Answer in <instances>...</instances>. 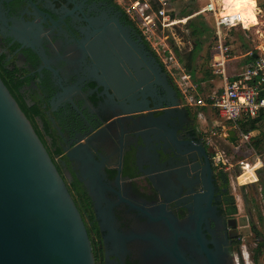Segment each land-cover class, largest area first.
Here are the masks:
<instances>
[{
  "label": "flooded vegetation",
  "instance_id": "1",
  "mask_svg": "<svg viewBox=\"0 0 264 264\" xmlns=\"http://www.w3.org/2000/svg\"><path fill=\"white\" fill-rule=\"evenodd\" d=\"M114 18L144 38L113 0H0V70L70 193L82 190L95 264H182L177 250L209 264L203 248L227 238V263L244 264L231 181L196 109L144 42L94 44L97 21Z\"/></svg>",
  "mask_w": 264,
  "mask_h": 264
},
{
  "label": "water",
  "instance_id": "2",
  "mask_svg": "<svg viewBox=\"0 0 264 264\" xmlns=\"http://www.w3.org/2000/svg\"><path fill=\"white\" fill-rule=\"evenodd\" d=\"M97 24L103 29L94 44H144L118 18ZM225 139L237 145L239 137L232 129ZM225 224L235 233L230 238L236 239L237 220ZM228 240L214 251L203 248L209 264L232 259ZM177 251L182 264H191ZM239 255L247 264L242 252ZM249 262L264 264V250L257 262ZM0 264H95L86 226L63 177L1 77Z\"/></svg>",
  "mask_w": 264,
  "mask_h": 264
},
{
  "label": "rangeland",
  "instance_id": "3",
  "mask_svg": "<svg viewBox=\"0 0 264 264\" xmlns=\"http://www.w3.org/2000/svg\"><path fill=\"white\" fill-rule=\"evenodd\" d=\"M131 1V0H130ZM126 0V2H130ZM114 2H119L114 0ZM227 2L230 3L227 6ZM227 0L225 9L230 13H247L250 12L245 19L252 24L248 31L237 30L229 34L228 42L233 47L232 56L246 54L247 52L263 50L264 48V0ZM207 3V0L195 1H176L173 5L175 16L173 19L176 25L167 30H155V37L151 39L150 44H167L173 52L175 59L180 62L181 70L174 72L172 69H167L168 72L174 73V77L180 85L183 83L182 75L185 74V65L189 59L190 53L195 52L192 67L195 70L194 81L191 78V90L196 97H203L207 93L215 92L223 85L219 77L206 79V72H212L211 65L214 62L215 51L213 50L216 44L213 36L215 32V25L213 19L205 15L194 16L190 19L191 22H204L210 28L208 34L204 36H193L191 30L188 28L189 18L182 19V13L185 11H201L202 6ZM258 8L261 11L260 18L258 17ZM198 12V13H199ZM197 43H201V47H197ZM158 48V47H157ZM160 48V47H159ZM196 48V49H195ZM173 77V78H174ZM198 85L200 87H198ZM198 111L195 110V113ZM204 118L198 120L199 129L206 132L205 139L212 146L217 153V158L222 164V168L228 174L231 181V194L237 207V222L238 231L242 238V254L245 259H250L255 250L256 237L253 233L252 227H256L262 234H264V126L256 135L252 146L242 145L244 148L238 150L232 147L222 137L225 132L224 128H228L230 123L225 119L218 117L210 109H206ZM261 127V126H260ZM261 145V146H260ZM260 146V149H257ZM257 165L256 168L261 167L257 171V176L253 170L249 169L246 174L241 175L244 164ZM241 175V176H240ZM239 177V181H238ZM258 180V181H257ZM257 181V182H256ZM255 182V183H253ZM251 253V254H249ZM251 255L250 258L245 255Z\"/></svg>",
  "mask_w": 264,
  "mask_h": 264
},
{
  "label": "built area",
  "instance_id": "4",
  "mask_svg": "<svg viewBox=\"0 0 264 264\" xmlns=\"http://www.w3.org/2000/svg\"><path fill=\"white\" fill-rule=\"evenodd\" d=\"M117 1L119 2L116 3L125 11L129 18L136 22L147 42H150L156 36V29L167 30L177 23L170 13L172 0ZM226 1L208 0L198 13V15L208 14L214 21L217 41L214 47L215 57L211 69L213 75L221 78L222 87L215 92L205 94L203 97H196V95L192 94L193 91L190 88L192 87L191 76L186 72L181 77L183 83L179 87L184 94L185 106L193 107L194 109L210 108L217 111L221 118L234 126L239 137L235 147L241 150L244 148L242 145L251 147L255 136L253 132L243 131L239 124L256 119L264 113V48L260 52H248L247 56H256L254 62L249 64L234 78L228 75V64L233 59L232 45L227 43L229 32L235 29L248 31L250 28H246L242 13L229 14L225 11ZM257 11L260 18L261 11L258 8V4ZM149 45L168 70L172 69L174 72L181 70L180 62L175 59L167 44ZM170 74L174 77V73L170 72ZM198 118L202 119L203 113H199ZM216 161L218 164L221 163L219 158H216ZM256 166H252L249 163L244 164L241 175L246 174L251 169L257 176V171L261 167L256 168ZM247 264H250V262L247 261Z\"/></svg>",
  "mask_w": 264,
  "mask_h": 264
},
{
  "label": "trees",
  "instance_id": "5",
  "mask_svg": "<svg viewBox=\"0 0 264 264\" xmlns=\"http://www.w3.org/2000/svg\"><path fill=\"white\" fill-rule=\"evenodd\" d=\"M114 4L117 7V9L120 10V12L123 14L122 20L125 21L128 25H130L138 34L142 35V32L140 31V29L137 26L136 22L133 21L132 19H130L129 16L125 13V11L118 4H116L115 2H114ZM262 8L264 9V5L262 6ZM196 12L197 11H195V10H191V11H185L184 10V12L182 13L181 17H182V19H187L189 17H192ZM173 18H174V15H173ZM245 26H246V28H249V27H252V24L248 20L245 19ZM188 28L191 30V33H192L193 36H199V35L204 36V35L208 34L209 31H210V28L208 27V25H206V23H204V22L195 23V22H191L190 19H189ZM210 36H213L214 40L217 41L216 32L212 33ZM144 43L146 44V46L149 49V51H151L155 56H157L156 53L153 51L152 47L149 45L150 43L147 42L145 39H144ZM196 45L199 48L201 47V43H197ZM195 53H196V51L190 53L189 59L187 61V64L185 65L186 73L191 76L193 81H194V78H195V70L192 67V62L194 61ZM250 59L254 60L253 57H250ZM206 76L207 77L204 80L199 81V83L205 81L206 79H213L215 77L212 74V72L211 73L210 72H206ZM0 77H1L2 81L4 82L5 86L10 91L11 95L17 101V103L20 106L21 110L25 113V115L27 116V118L29 119V121L32 123V125L34 127V122L32 121L31 116H29V113H28V110L26 109V107L23 106L22 99H21V97L18 94L17 86L13 85L12 81L6 79V77H5L4 73L2 72V70H0ZM198 87H200V86L198 85ZM196 110L198 111L196 113V116H198V114L202 111V109H196ZM216 115L219 116L218 113H216ZM261 120H263V119L261 117H258L256 119L248 120L247 122L245 121L244 123L241 122L240 123V127L245 132H252V131L257 129V126L261 122ZM34 129H35L36 133L40 136V139H41L42 137H41L40 133L37 131V128L34 127ZM57 168H58V170L60 169L59 165H58ZM263 171H264V169H263ZM74 186H76V190H77L76 195L71 194V193L70 194H71V196H72V198H73V200H74V202H75V204L77 206V204H78V195L82 194V190H81V188L78 187L77 181H76V183H74ZM263 194H264V186H263ZM236 211H237V209H236ZM235 213H237V212H235ZM253 233L255 234V237L257 239V242H258L257 246L258 247L255 248L254 253L252 255L253 256L252 259H253L254 262H257L259 257H260V255L262 254V252L264 250V234H262V232H260L255 226L253 227ZM238 245L239 246L242 245L241 241L238 242Z\"/></svg>",
  "mask_w": 264,
  "mask_h": 264
},
{
  "label": "crops",
  "instance_id": "6",
  "mask_svg": "<svg viewBox=\"0 0 264 264\" xmlns=\"http://www.w3.org/2000/svg\"><path fill=\"white\" fill-rule=\"evenodd\" d=\"M176 1H179V0H172L171 1V5H170V13L172 14V18H173V15H174V17L175 16H177V14L175 15L174 14V9H173V5H174V3L176 2ZM182 1V0H181ZM188 1H190V0H188ZM192 1H195V0H192ZM208 1V0H207ZM256 5V2H255V4H254V6ZM204 6H202V8H203ZM199 12V11H198ZM198 12H196L192 17H189V19H192V18H194V16H199L198 15ZM250 12H247L246 13V16L249 14ZM246 16H245V18H246ZM246 20H248V19H246ZM237 30H240V29H235V30H233V32L234 31H237ZM232 32V31H231ZM231 32H229V34L231 33ZM227 43L228 44H230L229 42H228V39H227ZM233 48V47H232ZM214 50V49H213ZM248 53V52H247ZM247 53L246 54H243L242 56L240 55V54H238V55H236V56H234L233 57V59L230 61V63L228 64V75L231 77V78H234L238 73H240V72H242L249 64H251V63H253L254 62V60H255V56H253V58H254V60H251L250 59V56H247ZM214 57H215V55H214ZM215 76V75H214ZM216 77H218V76H216ZM215 77V78H216ZM219 79H220V77H219ZM221 80V79H220ZM213 81H216V80H214V78L211 80V82L210 83H213ZM207 108H202V111L200 112V113H203V118H204V110H206ZM208 109H210V108H208ZM211 111H213L215 114L216 113H218L217 111H214V110H212V109H210ZM219 115V114H218ZM198 117V116H197ZM218 117H220V115L218 116ZM263 120H261V122L258 124V126H257V129L256 130H254V131H252L253 133H254V136L256 137V135H258L259 134V131L263 128V126H264V113H262L261 114V116H260ZM247 122V121H246ZM242 123H244V122H242ZM239 126H240V124H239ZM261 126V127H260ZM241 128V127H240ZM225 130V132L223 133V135H222V137H225L226 138V135H227V132L229 131V130H235V128H234V126L232 125V124H230L229 125V127L228 128H224ZM242 129V128H241ZM243 130V129H242ZM202 131V130H201ZM226 142H228L226 139H224ZM238 143V142H237ZM228 144L230 145V146H236V145H233V144H231V143H229L228 142ZM261 146V145H260ZM260 146H258V148L257 149H260L261 147ZM258 242H257V239H256V243H255V248H256V244H257ZM243 248V247H242ZM243 250V249H242ZM249 254H251V253H249ZM245 255V254H244ZM245 256H248V258H250V256L251 255H245ZM251 259V258H250ZM247 261H250L249 259H246Z\"/></svg>",
  "mask_w": 264,
  "mask_h": 264
},
{
  "label": "bare ground",
  "instance_id": "7",
  "mask_svg": "<svg viewBox=\"0 0 264 264\" xmlns=\"http://www.w3.org/2000/svg\"><path fill=\"white\" fill-rule=\"evenodd\" d=\"M230 5V3L229 2H227V6H229ZM225 11H226V9H225ZM227 13H229L230 14V12H228V11H226ZM240 13V12H239ZM242 15H243V18H244V20H245V16H246V13H242Z\"/></svg>",
  "mask_w": 264,
  "mask_h": 264
}]
</instances>
